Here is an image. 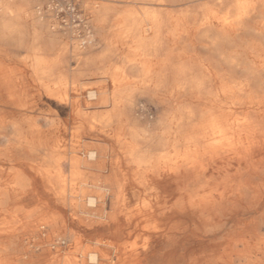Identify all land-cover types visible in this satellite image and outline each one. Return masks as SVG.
Returning <instances> with one entry per match:
<instances>
[{
  "label": "bare ground",
  "instance_id": "6f19581e",
  "mask_svg": "<svg viewBox=\"0 0 264 264\" xmlns=\"http://www.w3.org/2000/svg\"><path fill=\"white\" fill-rule=\"evenodd\" d=\"M78 1L0 0V261L264 264V0Z\"/></svg>",
  "mask_w": 264,
  "mask_h": 264
},
{
  "label": "rangeland",
  "instance_id": "374dc122",
  "mask_svg": "<svg viewBox=\"0 0 264 264\" xmlns=\"http://www.w3.org/2000/svg\"><path fill=\"white\" fill-rule=\"evenodd\" d=\"M36 2H41L42 0H35ZM99 3H102V4H110L113 6V10L110 12V17L115 20L119 17L120 13L122 10L128 8V7H139L140 5H142V2L141 1H133V0H97ZM50 4H51V7H50V11L48 13H46L45 17L51 22V23H56V24H59L60 26L64 27L65 24H66V19H70L71 15L70 13H68V10L70 6L72 5H76V9H75V12H80L81 11V8L79 7V4L80 2L78 0H50ZM61 8V9H60ZM57 21V22H56ZM75 36H71L69 34H64L63 32H58L55 36V42H54V48H57L58 44L60 41L64 40V41H67L68 43H71V41L74 38ZM77 38L81 37V35H77L76 36ZM9 48H6V50H8ZM100 50H101V47H100ZM9 51H11V57H14L15 56V50L13 49H9ZM4 65L6 66H13L14 63L12 60H6L4 62ZM150 90L152 88H149ZM149 92V91H148ZM150 96L149 93H145L141 98H139V105L143 104L144 106L143 107H139L138 111H136V114H139V115H142V117L144 119H148V120H153L155 119L156 117H159L162 113H164V111H167V107L170 106V105H174L175 102L173 101V99H168L167 97H165L163 95V93H158V97L157 99H161L162 97H164L165 99H168V102L167 103H163L160 105L161 107V112L160 113H156L155 114V110H154V104L151 103V102H146L147 98ZM144 102V103H143ZM171 102V104H170ZM146 104V105H145ZM151 105V107H150ZM61 109V110H60ZM144 109V111H143ZM59 110V114L61 117H65L66 116V113L67 111L69 110V108L67 106H63V107H60L58 108ZM151 110V111H150ZM163 115V114H162ZM75 125V122H70L68 124V128L70 129L71 127H73ZM154 127L150 125V128L151 130H154L153 129ZM161 130V129H160ZM68 135V136H67ZM70 133L67 132L65 138L69 144L70 142ZM68 138V139H67ZM73 142L71 141V145L73 146ZM76 150V152H75ZM74 152L75 154L77 155H81L82 151L79 150L78 148L75 149ZM118 152V155L120 156V151L117 150ZM121 163H120V173H123L126 171V167H125V164L123 162V160H120ZM68 164V163H67ZM67 164L64 165V171L66 174H68V170L66 169L67 168ZM82 167V166H81ZM7 171L9 169H6ZM13 170V169H12ZM121 177V176H119ZM228 227V226H227ZM76 243H74L73 241L71 242V244H67V245H57V246H49V250H50V253L52 255L53 258H64V257H75V258H79L82 253H80V250L79 248L81 247H77L75 245ZM73 245V246H72ZM79 245H82L81 242L79 243ZM71 246V247H70ZM70 247V248H69ZM76 247L78 248L77 251L75 252L76 250ZM53 251H52V250ZM75 249V250H74ZM40 251V249L38 250ZM64 252V253H63ZM75 252V253H74ZM74 253V254H73ZM79 253V254H78ZM127 253V254H126ZM36 254H38L36 252ZM115 255V254H114ZM117 255H119L121 258H123L125 261H129L130 260V256H131V250H130V247H126L124 246L123 248H120ZM59 256V257H58ZM116 258V255L114 256Z\"/></svg>",
  "mask_w": 264,
  "mask_h": 264
},
{
  "label": "crops",
  "instance_id": "0c3cea01",
  "mask_svg": "<svg viewBox=\"0 0 264 264\" xmlns=\"http://www.w3.org/2000/svg\"><path fill=\"white\" fill-rule=\"evenodd\" d=\"M8 48H9V47H8ZM9 49H13V50H15V51H16V49H15V48H13V47H10ZM68 166H69V167H68ZM67 168H68V169H67ZM67 168H66V169H67V170H68V172H69V170H70V165H69V164H67ZM80 169H84V167H83V166H82V167L80 166ZM1 258H2V257H1V255H0V260H1ZM0 264H3V263L0 261Z\"/></svg>",
  "mask_w": 264,
  "mask_h": 264
}]
</instances>
